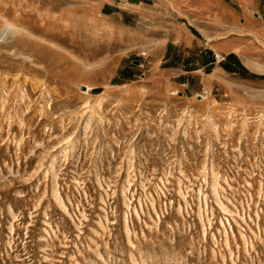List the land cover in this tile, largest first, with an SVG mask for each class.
<instances>
[{"label": "rangeland", "instance_id": "1", "mask_svg": "<svg viewBox=\"0 0 264 264\" xmlns=\"http://www.w3.org/2000/svg\"><path fill=\"white\" fill-rule=\"evenodd\" d=\"M219 9L0 0L47 45L0 38V264H264V74L202 90L174 37Z\"/></svg>", "mask_w": 264, "mask_h": 264}, {"label": "crops", "instance_id": "2", "mask_svg": "<svg viewBox=\"0 0 264 264\" xmlns=\"http://www.w3.org/2000/svg\"><path fill=\"white\" fill-rule=\"evenodd\" d=\"M218 5L221 7L219 13L228 16L226 26L212 24L211 29L207 30L202 26L204 23L173 21V27L178 28L177 34L174 35L175 42H185L187 46L198 47L201 64L198 61L199 68L186 72L199 76L201 89L206 91L213 90L217 84L232 90L234 86L258 81L259 75L264 74V51H261V46L255 42V39L260 40L264 46V0H218ZM237 6L244 16L241 26L238 27L235 24ZM251 11L254 17H251ZM191 25L204 40L196 39L199 37L191 30ZM239 29L251 34L243 35ZM194 42L196 44H193ZM216 55L218 57H215ZM222 58L234 66L233 70L221 63Z\"/></svg>", "mask_w": 264, "mask_h": 264}, {"label": "bare ground", "instance_id": "3", "mask_svg": "<svg viewBox=\"0 0 264 264\" xmlns=\"http://www.w3.org/2000/svg\"><path fill=\"white\" fill-rule=\"evenodd\" d=\"M5 18V16L3 15ZM17 16L15 19L9 20L7 19H0V38H8L9 36H15L18 39H24L26 42H30V44L33 45L34 48H37L39 51L43 50L46 45L43 41H40L36 38H32V36L29 34V32H26L24 30V24L22 25L17 21ZM22 18V16L20 17ZM26 29V28H25ZM28 30V29H27ZM61 51V50H60ZM15 54L18 55H24L27 57L28 62L27 65L32 67L35 70H45L47 71V65L37 54L35 53H25L22 49L15 48L14 50ZM64 54V53H63ZM60 55V54H59ZM87 87V91L91 89V86L89 84L85 85Z\"/></svg>", "mask_w": 264, "mask_h": 264}]
</instances>
